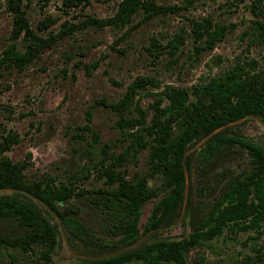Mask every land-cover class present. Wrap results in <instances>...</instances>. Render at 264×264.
<instances>
[{
    "label": "rangeland",
    "instance_id": "obj_1",
    "mask_svg": "<svg viewBox=\"0 0 264 264\" xmlns=\"http://www.w3.org/2000/svg\"><path fill=\"white\" fill-rule=\"evenodd\" d=\"M157 1L164 7L160 13L147 19L141 11L126 26L118 27L85 21L88 16H111L119 0H88L76 6H67L62 0H51L46 5L24 0L29 25L42 36L50 35L52 44L22 66H0V139L9 129L19 138L10 149L1 150L0 157L27 160L24 172L28 181L58 185L72 181L77 194L68 201L78 204L88 228L107 240L117 237L114 226L125 211L113 204L106 192H91L114 189L119 182L117 179L110 184L106 176H100L105 145L104 164L114 163L111 168L121 179L135 181L144 177L149 187L161 192L164 175L151 172L148 146L136 152L130 147L121 163L114 160L120 158L132 139L128 131L137 132L138 127V133L146 135L138 125L116 126L120 115L104 101L120 99L135 77L152 76L158 84L140 89L134 98L147 110L148 122L150 105L165 85L190 90L196 83L238 67L264 75V40L254 29L252 0H198L192 4L184 0ZM13 15L6 0H0V52L13 40ZM47 18L53 21L49 23ZM202 18L228 26L211 48H202L204 37L197 40L191 31V19ZM45 20L49 25L44 28ZM174 36L178 48L173 55L150 45L152 37L164 44ZM14 42L23 50L22 34ZM232 125L228 133L264 147V124L259 119L251 116ZM248 166L245 150L235 143L226 146L207 167L192 169L190 174L186 169L187 197L192 188L190 205L186 199L146 242L188 237L194 224L206 218L229 180L241 177L239 174ZM13 191L24 192L0 188V195ZM158 199V195L153 196L143 205L140 229ZM43 212L57 234L50 259L43 257L41 244L22 248L0 243V264H76L80 258L102 255L109 249L92 238L67 236L59 218L52 212ZM23 231L16 219L0 218V234ZM185 258L187 264H264V223L258 232L254 228L235 231L229 223L220 234L191 246Z\"/></svg>",
    "mask_w": 264,
    "mask_h": 264
},
{
    "label": "trees",
    "instance_id": "obj_2",
    "mask_svg": "<svg viewBox=\"0 0 264 264\" xmlns=\"http://www.w3.org/2000/svg\"><path fill=\"white\" fill-rule=\"evenodd\" d=\"M46 5L51 0H38ZM88 0H62L67 6L81 5ZM109 1V0H102ZM192 4L198 0H184ZM9 9L14 13L11 36L13 40L3 52H0L1 65L22 66L36 58L40 52L49 47L52 37L42 36L29 25L24 10V0H6ZM163 6L157 0H119L116 11L107 18L88 16L85 22L97 25H114L124 27L133 20V15L143 12V18H151L160 13ZM166 8V7H165ZM171 8V6H169ZM251 10L254 15L253 24L259 39L264 40V0H252ZM49 23L51 18L46 19ZM43 21L44 28L49 25ZM224 23H212L208 19H191V31L195 39L204 37L202 48H211L227 30ZM22 34L23 50L18 49L14 40ZM177 38L161 44L152 37L150 45H157L161 52L168 50L172 55L178 46ZM160 54V53H159ZM159 56V55H158ZM94 66V64H92ZM158 83L152 76L135 77L126 88L122 97L116 101H104L120 117L115 125L121 128L140 126L146 137L137 132L128 131L132 137L128 147L116 157L121 163L124 156L133 147L136 152L148 146L149 164L152 173L161 172L164 175L162 191L158 192L147 185L144 177L135 181L121 179L110 165L104 164V155L100 159L103 168L100 176H106L108 183L114 189L101 188L91 190L97 194L106 192L113 204L119 205L125 211L114 226L117 237L107 240L92 232L81 215L78 204L69 202V198L77 194L72 181L69 184H55L48 181H28L25 175L27 160L13 161L0 157V188L12 187L26 190L43 200L48 207L21 191L0 195V218L16 219L24 228L23 232L15 234H0V243L10 246L30 248L33 244L44 246L42 255L50 259L55 249L57 234L47 215L52 212L62 222L64 233L71 237L74 234L92 238L101 246L109 247L104 254L112 253L134 243L117 253L95 257L80 258L76 264H123L132 260H142L144 264H187L185 251L201 239L212 238L222 232L223 226L230 223L235 231L254 228L261 229L264 223V147L254 141L228 133L233 126L231 122L251 115L264 121V75L260 71H243L241 67L231 68L220 74L211 76L204 82L194 84L190 90L184 87L165 85L157 93L151 103V116L147 122V110L137 100L135 95L140 89ZM125 112L130 115L125 116ZM224 125V126H223ZM212 133L198 148L184 156L197 141ZM96 136V134H95ZM19 140L16 132L7 130L0 139V151L8 150ZM237 143L245 150L249 166L239 175L229 180L219 197L213 202L205 219L198 220L188 237L180 239L146 240L159 228L165 226L169 216L180 209L185 194V169H202L212 163L223 149ZM159 196L147 216L143 228L138 221L143 205L153 196ZM192 188L188 189L187 205H190ZM63 205L59 206L58 203ZM143 235V238H141Z\"/></svg>",
    "mask_w": 264,
    "mask_h": 264
},
{
    "label": "water",
    "instance_id": "obj_3",
    "mask_svg": "<svg viewBox=\"0 0 264 264\" xmlns=\"http://www.w3.org/2000/svg\"><path fill=\"white\" fill-rule=\"evenodd\" d=\"M252 117H255V118H257V119H259L263 124H264V121H262L259 117H257V116H255V115H251ZM243 118H239V119H237V120H235V121H233V122H231V123H235V122H237V121H239V120H242ZM224 126V125H223ZM222 126H220V127H218V128H215L214 130H212L211 132H209L207 135H205L204 137H202L199 141H197L190 149H188L186 152H185V154H184V156L183 157H185V155L186 154H188L189 152H191L192 150H194L195 148H197V147H199L201 144H203V142L212 134V133H214L215 131H217L219 128H221ZM185 175H186V179H187V175H188V173H187V171H186V169H185ZM2 188H6V189H13V190H20V189H17V188H12V187H2ZM22 191H24L25 193H27L28 195H30L31 197H33V198H35V199H37V200H39L41 203H43L45 206H47L48 207V205L43 201V200H41L40 198H38V197H36L35 195H33L32 193H30V192H28V191H26V190H22ZM186 197H187V185H186V183H185V194H184V201H183V205H184V203H185V201H186ZM49 208V207H48ZM134 243H131L130 245H127V246H125V247H123V248H121L120 250H117V251H114V252H112V253H107V254H102V255H98V256H89V257H91V258H95V257H100V256H105V255H109V254H113V253H117V252H119V251H121V250H124V249H126V248H128L129 246H131V245H133Z\"/></svg>",
    "mask_w": 264,
    "mask_h": 264
}]
</instances>
